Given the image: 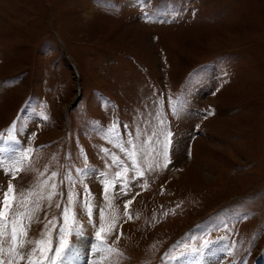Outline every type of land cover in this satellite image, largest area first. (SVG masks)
Masks as SVG:
<instances>
[{"label":"rangeland","instance_id":"374dc122","mask_svg":"<svg viewBox=\"0 0 264 264\" xmlns=\"http://www.w3.org/2000/svg\"><path fill=\"white\" fill-rule=\"evenodd\" d=\"M128 140L144 175L125 188L111 156L131 167L115 146ZM0 148L34 150L33 170H0V190L39 191L57 172L77 194L82 234L67 238L88 239L82 264H264V0H0ZM56 203L41 201L30 238ZM113 217L117 251L95 252Z\"/></svg>","mask_w":264,"mask_h":264},{"label":"snow or ice","instance_id":"6c2138e0","mask_svg":"<svg viewBox=\"0 0 264 264\" xmlns=\"http://www.w3.org/2000/svg\"><path fill=\"white\" fill-rule=\"evenodd\" d=\"M173 110L175 114H179V109L175 104H173ZM125 127L127 126L125 125ZM117 128L118 125L114 123L107 130L105 138L109 139V142H112L110 136L117 132ZM11 132L12 130L10 129L7 139L18 143L15 136L11 135ZM155 135L156 133L152 134V136ZM172 135L170 130L165 131L163 133L164 139L160 142L163 146V152L160 154L165 159L164 167L169 162L168 150L172 144ZM152 142V137H149L146 141L148 144H152ZM126 143L130 147H125L124 143L119 142L115 146L131 161V167L126 166L119 157L115 155L111 156L112 163L120 166V171L116 172L115 175L117 178L123 180L125 188L128 186L127 174L130 170L135 171L139 177L144 175V170L139 164V157L144 154L143 148L138 147L132 140H128ZM6 151V149L0 148V153H5ZM33 151L31 148H25L15 152L11 157L6 155L0 156V170H3L6 175H10L12 179H15L20 172L33 170L31 167ZM103 151L108 155L107 150ZM152 151H155V149H152ZM145 158H147L146 154ZM148 167L151 168L152 165H148ZM87 174L85 172V175ZM40 175L43 176L44 173L41 172ZM57 175V172H52L48 179L40 183L39 191L28 189L24 192H18L15 185L11 183V180L6 190H0V264H72L73 259L77 255V250L67 237L72 234H82V228L75 211V207L79 201L75 192L65 194L58 191V185L54 182ZM64 179L72 181L73 178L71 175H66ZM60 183L63 184L64 180H61ZM112 188H114V181L105 180L104 195L106 200H111L109 193ZM84 190L85 192L88 191L86 185ZM124 194L127 195V192ZM56 196H65L66 198V204L63 207L60 203L55 204V207L62 209L61 217L59 220L56 217L48 220L44 226L45 230L41 232L39 239L30 238L28 233L32 223L39 222L36 214L41 210V201L46 200L48 206L51 207L53 198ZM131 203L132 201L129 200L125 204V208L127 209ZM109 206H111V203H109ZM83 210L91 217L92 205L90 200L84 202ZM101 215L103 216V213ZM58 224H62V226L58 227ZM116 227L115 217L112 218L107 226H100L99 231L96 232V238L100 243L94 248L95 252L115 253L117 251L106 243V237L111 235ZM54 234L56 237L55 245L53 240ZM210 243L212 242L205 241L204 247H207ZM200 250L191 249V252H198ZM185 255V252H181L179 256L169 254V259L179 261ZM106 258V256H102L101 260L97 261L96 264H103Z\"/></svg>","mask_w":264,"mask_h":264},{"label":"bare ground","instance_id":"6f19581e","mask_svg":"<svg viewBox=\"0 0 264 264\" xmlns=\"http://www.w3.org/2000/svg\"><path fill=\"white\" fill-rule=\"evenodd\" d=\"M89 244L88 239H81L75 244V249L77 250V255L72 261V264H82L81 260L84 257V252H80V250L87 248V245ZM86 256V255H85ZM203 264H210L207 261H204Z\"/></svg>","mask_w":264,"mask_h":264}]
</instances>
